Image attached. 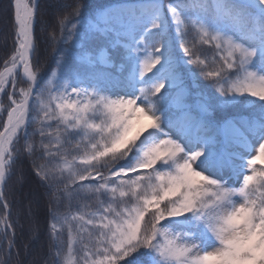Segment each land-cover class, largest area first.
Returning <instances> with one entry per match:
<instances>
[{
	"label": "snow or ice",
	"instance_id": "snow-or-ice-1",
	"mask_svg": "<svg viewBox=\"0 0 264 264\" xmlns=\"http://www.w3.org/2000/svg\"><path fill=\"white\" fill-rule=\"evenodd\" d=\"M0 18V264H264V0ZM29 175L47 212L29 199L21 249Z\"/></svg>",
	"mask_w": 264,
	"mask_h": 264
},
{
	"label": "trees",
	"instance_id": "trees-1",
	"mask_svg": "<svg viewBox=\"0 0 264 264\" xmlns=\"http://www.w3.org/2000/svg\"><path fill=\"white\" fill-rule=\"evenodd\" d=\"M46 2V0H42V3ZM61 2H63V0H61ZM89 2L93 5V6H97V5H104V4H111V3H115L116 0H89ZM49 14L51 16H56L59 14L57 9H50L49 10ZM4 22L2 20V18H0V46H2L3 44V40H4ZM0 55H3V49L2 47H0ZM42 63H44V60H41ZM202 83H206L204 81H202ZM5 102L6 99H5ZM25 170H27L28 165L24 166ZM36 179L34 176L29 175L27 178V181L24 183L22 188H18L16 190V203L13 206V218H15L16 212L20 211L21 212V224L24 225L23 229L21 228H17V245L18 247H20L21 249L24 247V245L29 244V242L31 241V236L28 233V220L26 218V216L24 215L27 210H28V202L29 199L33 200L35 203L33 204V212H35L36 214L39 215V217L41 218V220H43V218L46 215L47 212V201L44 198V190L43 189H38L36 187ZM39 205V207H36L35 204ZM35 205V206H34ZM46 245V240H41L40 243L35 244V249L36 251H40L42 248H44Z\"/></svg>",
	"mask_w": 264,
	"mask_h": 264
},
{
	"label": "rangeland",
	"instance_id": "rangeland-1",
	"mask_svg": "<svg viewBox=\"0 0 264 264\" xmlns=\"http://www.w3.org/2000/svg\"><path fill=\"white\" fill-rule=\"evenodd\" d=\"M4 103H5V104L7 103V102H5V99H4ZM35 205H36V204H35ZM35 205H34V206H35Z\"/></svg>",
	"mask_w": 264,
	"mask_h": 264
}]
</instances>
